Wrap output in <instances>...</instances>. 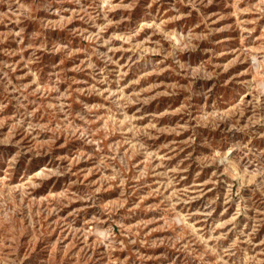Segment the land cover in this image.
Instances as JSON below:
<instances>
[{
	"label": "rangeland",
	"instance_id": "obj_1",
	"mask_svg": "<svg viewBox=\"0 0 264 264\" xmlns=\"http://www.w3.org/2000/svg\"><path fill=\"white\" fill-rule=\"evenodd\" d=\"M0 264H264V0H0Z\"/></svg>",
	"mask_w": 264,
	"mask_h": 264
}]
</instances>
